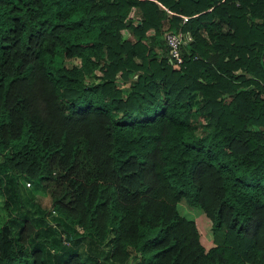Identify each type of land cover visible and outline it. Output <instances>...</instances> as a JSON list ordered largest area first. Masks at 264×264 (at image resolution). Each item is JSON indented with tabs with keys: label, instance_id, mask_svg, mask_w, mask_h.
Wrapping results in <instances>:
<instances>
[{
	"label": "trees",
	"instance_id": "16d2710c",
	"mask_svg": "<svg viewBox=\"0 0 264 264\" xmlns=\"http://www.w3.org/2000/svg\"><path fill=\"white\" fill-rule=\"evenodd\" d=\"M0 211V264H264V0H0Z\"/></svg>",
	"mask_w": 264,
	"mask_h": 264
},
{
	"label": "rangeland",
	"instance_id": "374dc122",
	"mask_svg": "<svg viewBox=\"0 0 264 264\" xmlns=\"http://www.w3.org/2000/svg\"><path fill=\"white\" fill-rule=\"evenodd\" d=\"M122 33L124 36L130 37V35L125 30H123ZM55 62L68 66L70 64L76 63L77 59H63L61 56L56 55ZM31 186H32V183L30 182L29 185H27V187L30 188ZM19 190L26 191L27 188L20 185ZM33 192H34V197H36V200H38V202L42 206H45L46 209H49L48 199H47L46 194L43 191H41L38 187L34 188ZM176 207L180 215H183L194 221L196 228L200 234L201 243L203 244L204 247L209 246L211 244V237L210 235L207 234V232H209V221L206 219L203 212L197 207L186 206L183 201L178 202L176 204ZM52 213L53 212L51 211V214ZM2 217H3V212L0 211V223H1Z\"/></svg>",
	"mask_w": 264,
	"mask_h": 264
},
{
	"label": "built area",
	"instance_id": "2783aa9c",
	"mask_svg": "<svg viewBox=\"0 0 264 264\" xmlns=\"http://www.w3.org/2000/svg\"><path fill=\"white\" fill-rule=\"evenodd\" d=\"M182 20H186V17L182 16ZM189 38L190 37L186 32L182 33L180 31H165L163 33V39L167 46V56L170 63L177 64L182 61L180 45Z\"/></svg>",
	"mask_w": 264,
	"mask_h": 264
}]
</instances>
